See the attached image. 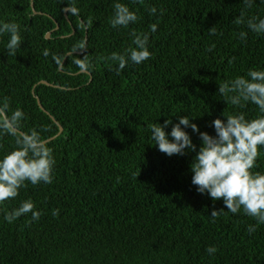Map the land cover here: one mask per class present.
<instances>
[{"label": "trees", "instance_id": "1", "mask_svg": "<svg viewBox=\"0 0 264 264\" xmlns=\"http://www.w3.org/2000/svg\"><path fill=\"white\" fill-rule=\"evenodd\" d=\"M115 2L138 21L112 28ZM242 11L264 18V0L248 8L242 0H0V22L20 25L23 39L8 56L9 37L0 35V103L8 97L10 111L25 113L21 130L40 132L55 159L52 183H26L0 205V264H264V224L198 193L190 170L196 152L161 153L147 127L187 115L215 135L211 122L226 121L222 113L260 114L252 103L237 107L217 95L219 83L264 70V34L233 22ZM132 31L149 34L152 55L118 74L104 58L123 53ZM84 59L87 72L75 63ZM185 131L198 151L199 134ZM13 146V137H0V158ZM259 151L253 171L264 174ZM28 199L40 219L28 223L29 213L8 223L5 212ZM209 246L218 251L209 255Z\"/></svg>", "mask_w": 264, "mask_h": 264}, {"label": "clouds", "instance_id": "2", "mask_svg": "<svg viewBox=\"0 0 264 264\" xmlns=\"http://www.w3.org/2000/svg\"><path fill=\"white\" fill-rule=\"evenodd\" d=\"M136 2V0H134ZM246 8L251 7L254 0H242ZM143 3V0H139ZM150 15H155L156 7L148 9ZM73 14L78 10L72 8ZM113 16L110 19L112 28L128 27L138 21L137 14L129 9L126 4L115 2L113 4ZM236 25H246L248 31L258 35L264 34V18L256 16L246 17L242 11L233 21ZM157 25H150V32H155ZM210 35L216 34V27L208 29ZM7 34L9 39L6 44L8 56H16L21 48L23 39L20 35V25L15 22H0V35ZM238 38L247 39L248 32L241 31ZM132 44L123 53L113 52L104 59L111 61L117 73L123 70L131 61L141 64L151 58L148 48L150 36L148 33L132 31ZM215 45L206 48L211 52ZM43 55L47 57L49 50L45 49ZM59 64V60L53 56ZM234 57L229 63L234 61ZM77 67L84 72L91 68L86 59L75 61ZM111 66V65H110ZM226 103L237 107H243L252 103L259 109V115L247 119L243 113L225 116L226 121L216 118L211 122L215 135L201 132L198 125L191 122L187 116H179L178 123L173 124L171 119H166L163 125L159 123L148 124L151 130V139L158 150L171 157L173 155H186L187 152H196L190 170L192 172L191 183L200 194H207L213 201L223 200L227 211L237 214L241 210L248 217L253 218L257 225L264 224V174L254 172L256 161L260 156L259 149L264 147V70L249 69L247 78L237 76L234 79L218 84V93ZM25 113L16 108L10 111V100L5 97L0 103V137L11 136L14 138V146L0 158V205L13 200L19 195V190L31 183L33 186L41 183L50 184L53 180L55 159L52 149L47 146V140L41 137L36 129L22 131V121ZM171 127L170 134L165 131ZM183 126V127H182ZM191 128L193 133H198L202 141L199 150L193 144L192 139L185 129ZM171 136V140L169 139ZM220 211L213 210V219ZM31 213L32 221H38L41 213L35 210L32 200H24L19 207L6 211L4 219L8 223L14 222L21 216ZM53 216L59 215V210L53 211ZM248 232L256 231L255 225L248 226ZM209 255H214L218 249L209 246L205 249Z\"/></svg>", "mask_w": 264, "mask_h": 264}, {"label": "water", "instance_id": "3", "mask_svg": "<svg viewBox=\"0 0 264 264\" xmlns=\"http://www.w3.org/2000/svg\"><path fill=\"white\" fill-rule=\"evenodd\" d=\"M31 4H32V3H31ZM31 4H30V5H31ZM32 13H34L33 10H32ZM56 26H57V25L55 24V25H54V28H56ZM45 36H46V38L49 37V32H47ZM84 41H86V39H85ZM66 55H69V53L67 52ZM66 55H65V56H66ZM40 82H42V83H44V84H48V85L50 84L49 82H47V81H45V80H40ZM37 103H38L39 106H40V103H39L38 99H37ZM40 107H41V106H40ZM59 131H61V126L58 125V131H57V132H59Z\"/></svg>", "mask_w": 264, "mask_h": 264}]
</instances>
